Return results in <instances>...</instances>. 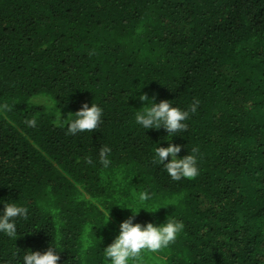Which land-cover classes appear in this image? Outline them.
<instances>
[{
  "label": "trees",
  "instance_id": "1",
  "mask_svg": "<svg viewBox=\"0 0 264 264\" xmlns=\"http://www.w3.org/2000/svg\"><path fill=\"white\" fill-rule=\"evenodd\" d=\"M141 95L189 110L186 129L169 141L138 126ZM39 96L66 116L98 104L102 122L68 135ZM0 104V200L28 208L15 241L0 235V264L53 238L57 264H106L132 216L115 204L142 190L170 205L133 223L184 224L143 264H264V0H0ZM169 143L198 150L195 178L154 163Z\"/></svg>",
  "mask_w": 264,
  "mask_h": 264
},
{
  "label": "clouds",
  "instance_id": "2",
  "mask_svg": "<svg viewBox=\"0 0 264 264\" xmlns=\"http://www.w3.org/2000/svg\"><path fill=\"white\" fill-rule=\"evenodd\" d=\"M139 100L145 103L135 112L134 119L135 123L142 129H159L163 127L168 134L164 139L169 141L186 129L185 121L189 118V110H183L177 106L173 107L171 106L172 103L167 100L156 103L154 98H149L146 95L139 96ZM198 104L199 101L195 100L190 111L195 112ZM52 107L53 105L50 104L49 109ZM8 110L9 105L0 104V111ZM102 114L103 110L98 104L92 103L89 107L85 103L75 114L71 116L69 114L67 119H61L60 113L57 119L59 125L66 129V134L75 136L78 133L96 130L102 122ZM26 124L29 127H34L37 120L35 118L29 119ZM197 151L193 148L191 154L188 153L183 157H178L181 152V145L169 143L167 147L155 148L154 163L162 165L164 171L173 181L192 179L199 174L198 159L195 155ZM110 152L111 149L108 146H103L99 150V163L105 168L111 162L109 159ZM89 163H91L90 160ZM152 201V194L147 190H142L138 193L134 192V201L120 200L115 204L130 209L132 216L119 224L118 235L107 247L102 249V256L106 264H143L144 253H157L175 242L178 234L184 228L182 221L166 218L159 225L152 222L143 225L133 223V219L140 209L151 213L161 207L167 208L170 205L166 200ZM133 202L135 207H133ZM0 204H3V209L0 210V235L15 241L17 239L18 220L28 219V208L11 200H0ZM59 249V244L53 238L52 244L43 253L39 251L23 252L19 264H57L60 259Z\"/></svg>",
  "mask_w": 264,
  "mask_h": 264
},
{
  "label": "rangeland",
  "instance_id": "3",
  "mask_svg": "<svg viewBox=\"0 0 264 264\" xmlns=\"http://www.w3.org/2000/svg\"><path fill=\"white\" fill-rule=\"evenodd\" d=\"M33 102L37 104L38 106H41L44 109V113L47 114V116H53L54 119L55 118L57 119L59 112H57L54 106L51 109H49V105L50 104L53 105V102L50 99H48V97L39 96V97L34 98ZM63 116L67 117L68 115L66 116L65 114L60 113V118H62Z\"/></svg>",
  "mask_w": 264,
  "mask_h": 264
}]
</instances>
